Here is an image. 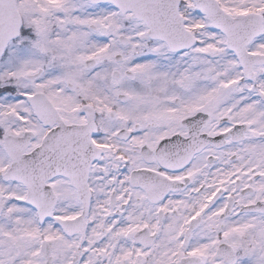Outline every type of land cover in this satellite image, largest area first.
<instances>
[{"label": "snow or ice", "instance_id": "snow-or-ice-1", "mask_svg": "<svg viewBox=\"0 0 264 264\" xmlns=\"http://www.w3.org/2000/svg\"><path fill=\"white\" fill-rule=\"evenodd\" d=\"M0 264H264V0H0Z\"/></svg>", "mask_w": 264, "mask_h": 264}]
</instances>
